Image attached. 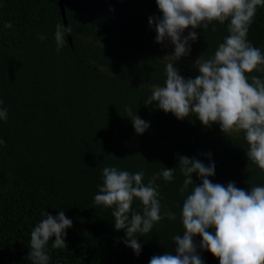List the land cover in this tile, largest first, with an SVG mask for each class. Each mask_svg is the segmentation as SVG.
<instances>
[{
	"label": "trees",
	"instance_id": "16d2710c",
	"mask_svg": "<svg viewBox=\"0 0 264 264\" xmlns=\"http://www.w3.org/2000/svg\"><path fill=\"white\" fill-rule=\"evenodd\" d=\"M59 1L0 0V108L8 112L0 120V264H32L30 234L42 212L64 211L73 221L65 230L67 247L53 249L55 237L49 241V264H149L153 256L175 254L172 237L182 234V203L192 190L179 191L185 179L179 156L213 162V183L234 182L249 192L264 186V171L248 161L243 133L224 134L194 114L178 120L156 102L145 105L152 87L164 85L163 58L174 52L170 41L156 42L155 26L149 25V17L162 16L156 0H65L72 42L66 36L57 50ZM6 22L13 27L5 28ZM229 22L195 29L198 38L181 58L214 55L229 35ZM247 39L264 53V5L257 7ZM174 66L185 79L198 75L194 64ZM246 75L264 77L255 70ZM126 107L149 123L142 135ZM105 167L143 171L145 184L165 167H177L171 182L156 181L161 213L172 211L177 218L165 217L138 237L139 256L123 242L125 231L115 230L112 209L94 205ZM192 179L201 183L196 173ZM142 207L134 199L133 210L142 214ZM197 253L204 264H219L210 252Z\"/></svg>",
	"mask_w": 264,
	"mask_h": 264
},
{
	"label": "clouds",
	"instance_id": "9594fccd",
	"mask_svg": "<svg viewBox=\"0 0 264 264\" xmlns=\"http://www.w3.org/2000/svg\"><path fill=\"white\" fill-rule=\"evenodd\" d=\"M161 17H149V25L155 26L157 43L170 41L174 52L163 58L166 80L163 86L152 88L145 105L156 102V107L172 113L178 120L194 114L205 127L220 125L224 134L243 133L248 148V161L264 171V77L248 75L254 70L264 73V53L247 39L258 6L264 0H156ZM217 21L227 25L229 33L214 52L204 59L197 58L195 78L185 79L174 66L175 61L191 51L189 41L198 38L195 29H207ZM12 28L11 22L4 24ZM191 28L187 36L182 34ZM215 27L212 31H215ZM73 29L64 24L55 26L54 39L57 50L67 43L66 36ZM39 39L45 37L40 35ZM3 101L0 100V105ZM125 112L135 132L142 135L149 123L141 119L131 108ZM7 109L0 108V120L7 119ZM5 143L0 139V145ZM209 158L211 153L207 154ZM178 168L185 177L179 191L192 190L183 200L180 222L182 234L172 237L175 254L153 256L149 264H204L197 249L206 250L218 258L219 264H264V186H251V191L238 188L234 182L227 186L213 183L215 164L179 156ZM177 168V167H176ZM176 168L165 167L144 183V172L130 173L117 167L102 170L103 183L98 185L94 196L95 206L112 209L115 230H124L123 241L139 256L141 244L138 237L148 234L162 219L176 220L172 211L161 213V195L156 181L163 177L171 182ZM201 180L194 183L192 174ZM134 199L142 204V214L133 210ZM43 219L31 230V251L28 259L32 264H49L47 245L55 237L51 247H67L66 229L73 221L65 216L42 212ZM209 229H214L209 231ZM202 238L199 244L194 237Z\"/></svg>",
	"mask_w": 264,
	"mask_h": 264
},
{
	"label": "water",
	"instance_id": "95a60500",
	"mask_svg": "<svg viewBox=\"0 0 264 264\" xmlns=\"http://www.w3.org/2000/svg\"><path fill=\"white\" fill-rule=\"evenodd\" d=\"M64 2H65V0H60L58 3V6H59L61 17L63 19V24L65 25V27H67L68 25H67V20H66ZM68 38H69V42L71 43L72 39H71L70 35H68Z\"/></svg>",
	"mask_w": 264,
	"mask_h": 264
},
{
	"label": "rangeland",
	"instance_id": "374dc122",
	"mask_svg": "<svg viewBox=\"0 0 264 264\" xmlns=\"http://www.w3.org/2000/svg\"><path fill=\"white\" fill-rule=\"evenodd\" d=\"M196 60L191 59V58H180L179 60H177V62H181V63H185V64H194ZM153 88V87H152ZM216 126L220 125L218 123H214ZM233 134H237V133H233Z\"/></svg>",
	"mask_w": 264,
	"mask_h": 264
}]
</instances>
